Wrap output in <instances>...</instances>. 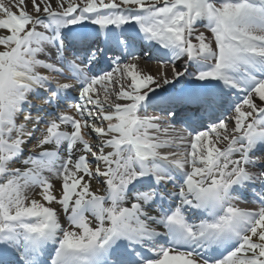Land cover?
Listing matches in <instances>:
<instances>
[{
    "label": "snow or ice",
    "instance_id": "6c2138e0",
    "mask_svg": "<svg viewBox=\"0 0 264 264\" xmlns=\"http://www.w3.org/2000/svg\"><path fill=\"white\" fill-rule=\"evenodd\" d=\"M0 264H264V0H0Z\"/></svg>",
    "mask_w": 264,
    "mask_h": 264
},
{
    "label": "bare ground",
    "instance_id": "6f19581e",
    "mask_svg": "<svg viewBox=\"0 0 264 264\" xmlns=\"http://www.w3.org/2000/svg\"><path fill=\"white\" fill-rule=\"evenodd\" d=\"M4 3L10 6V0H4ZM141 67L145 70H151L153 73H156L160 66L155 61L151 63L147 60H142Z\"/></svg>",
    "mask_w": 264,
    "mask_h": 264
},
{
    "label": "rangeland",
    "instance_id": "374dc122",
    "mask_svg": "<svg viewBox=\"0 0 264 264\" xmlns=\"http://www.w3.org/2000/svg\"><path fill=\"white\" fill-rule=\"evenodd\" d=\"M200 30H202V31H203L204 29H203V28H201ZM206 34H207V33H206Z\"/></svg>",
    "mask_w": 264,
    "mask_h": 264
}]
</instances>
